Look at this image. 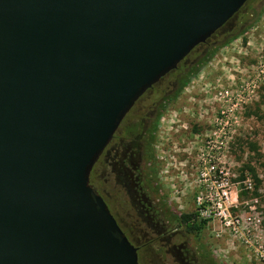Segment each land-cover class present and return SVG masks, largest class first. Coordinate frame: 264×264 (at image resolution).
I'll return each mask as SVG.
<instances>
[{
	"label": "water",
	"instance_id": "water-1",
	"mask_svg": "<svg viewBox=\"0 0 264 264\" xmlns=\"http://www.w3.org/2000/svg\"><path fill=\"white\" fill-rule=\"evenodd\" d=\"M247 1L0 0V264H139L91 167Z\"/></svg>",
	"mask_w": 264,
	"mask_h": 264
},
{
	"label": "rangeland",
	"instance_id": "rangeland-1",
	"mask_svg": "<svg viewBox=\"0 0 264 264\" xmlns=\"http://www.w3.org/2000/svg\"><path fill=\"white\" fill-rule=\"evenodd\" d=\"M263 4L264 0H251L242 15H235L220 28L211 44H219L225 36L242 30L251 21L254 10H259ZM205 51V46L199 47L185 64L194 63ZM253 85V94H248ZM173 88L175 76L168 75L136 104L118 129V138L95 159L89 173L90 186L104 199L128 240L139 247V264H184L188 258L186 264H201L197 252L202 249L212 264H264L255 259L253 247L244 237L250 231L258 242H264V13L242 36L216 51L209 63L202 66L180 91L177 99L167 106L158 123L153 143L154 167L158 173L155 187L159 188L155 198L176 216L186 214L197 223L205 222L203 229L193 235L182 227L170 226L166 221L163 231L159 232L158 223L150 228L152 226L148 224L149 227L133 211L129 198L118 183L117 171H114L119 168L117 158L124 149L137 150L139 135L134 136L139 133L138 125L146 121L161 97ZM221 88H230L233 92L241 90L246 103L237 108L235 118H230L227 125L218 126L222 107L227 104L217 96ZM129 126H133V132L126 136ZM228 130L229 133L223 136L222 133ZM213 131L221 137H215L212 144L213 151L224 155L219 166L235 174L232 183L239 182L236 184L239 210L248 215L247 204L251 199H257L256 212L260 222L256 226L243 224L238 234L219 220H203L197 210L196 197L203 191L197 179L198 158L200 151L205 149L206 136ZM134 160L137 164L138 159L134 157ZM248 167L255 170L261 181L257 191L254 188L247 191L243 187L245 176L255 187ZM239 210L233 211L232 216L239 214ZM165 230L169 237L163 235Z\"/></svg>",
	"mask_w": 264,
	"mask_h": 264
},
{
	"label": "built area",
	"instance_id": "built-area-1",
	"mask_svg": "<svg viewBox=\"0 0 264 264\" xmlns=\"http://www.w3.org/2000/svg\"><path fill=\"white\" fill-rule=\"evenodd\" d=\"M255 86L251 87L248 92L253 94ZM241 94V95H240ZM243 92H233L230 88H221L217 91V96L220 99L226 101V105H223L220 112V119L217 122L218 126L227 125L230 118H235V112L241 104L246 103L245 98L242 96ZM223 119H225L223 121ZM221 133V129H219ZM228 131H224L222 134L226 136ZM205 149L200 151L198 158L199 168L197 179L200 187L203 191L198 193L196 197V205L199 216L203 220H219L223 222L229 230H233L235 234L240 233V227L243 224H253L260 222L258 213L256 212L257 199L253 198L247 204L250 213L245 216V211L239 210L238 206V183H232L231 179L236 178L234 173H230V170L224 166H219L221 159L224 157L220 151H213V142L217 136V132L213 131L206 136ZM245 190H253V183L248 176H245L242 181ZM237 184V185H236ZM239 210V214L232 216V212ZM255 218H257L255 220ZM246 242L253 247V253L255 259L258 262L264 263V242H258L257 238H254V234L247 231Z\"/></svg>",
	"mask_w": 264,
	"mask_h": 264
},
{
	"label": "trees",
	"instance_id": "trees-1",
	"mask_svg": "<svg viewBox=\"0 0 264 264\" xmlns=\"http://www.w3.org/2000/svg\"><path fill=\"white\" fill-rule=\"evenodd\" d=\"M250 1L251 0H248L244 4V6L238 11V13L236 15H238V14L242 15L243 11L246 9V7L250 3ZM263 13H264V4L261 5L259 10H254V12L252 14L251 21L242 30L235 33L234 35L225 36V39L221 43L216 44V45H212L210 41L219 33V31H220V29H219L208 40H206L205 43L200 44L197 47H195L190 52V54L183 61H181L178 64L176 69H174L173 71H171L170 73H168L166 75V76H168V75L175 76V88H173L170 93L164 94L161 97L158 104L156 105L155 115H154L153 119L151 120V122L149 123L148 128L146 129V131L144 133H143L144 124L138 125V130H139L140 134L143 133L142 155L145 159V164L150 165L149 171L146 173V182H147L148 187L150 189H152L153 192L159 193V188L155 187L158 173L154 167L155 154H154V149H153V143L155 141V135H156V131H157V127H158V123H159V120L161 118V115L164 113L167 106L177 99L180 91H182L188 85V83L194 78V76L200 72L201 67L205 66L207 63H209V61L213 58V56L215 55L217 50L223 48L231 40H234V39L238 38L239 36H242L243 33L245 32V30L252 27L257 22L258 18L261 16V14H263ZM201 46L206 47L205 53L202 56H200L198 58V60H196L194 63H192L190 65L185 64V60L189 56L193 55L195 53L196 49H198ZM166 76H164V77H166ZM163 78H161L159 81H161ZM155 85L152 86L149 90H147L135 102V104L132 106V108L123 117V119L120 122L117 130L121 127V125L125 121V119H126L125 117H128L131 114V112L133 111L136 104L138 102H140V100H142V98L145 97V95L147 94L148 91L154 89ZM248 170L251 173V175L255 181L254 191H257L261 181L257 178V175H256L255 170L253 168L248 167ZM163 207H164V209H162V211H163V214L165 217L164 219H165L166 223H168L170 226H175V228L182 227L186 233L191 234V235L196 234V232H199L205 226V222H203V221L197 223L196 221H194V219L191 218V216L186 215V214L176 216V214L170 208L166 207L165 205ZM197 255L200 259L201 264H212L211 261H208L209 259H208V256L205 254L204 249L198 251Z\"/></svg>",
	"mask_w": 264,
	"mask_h": 264
},
{
	"label": "flooded vegetation",
	"instance_id": "flooded-vegetation-1",
	"mask_svg": "<svg viewBox=\"0 0 264 264\" xmlns=\"http://www.w3.org/2000/svg\"><path fill=\"white\" fill-rule=\"evenodd\" d=\"M154 115H155V111L145 119L146 121L143 123L144 124L143 133L148 128V125L153 119ZM117 131L118 130L115 131L114 135L112 136L110 141L107 143L105 148L100 152V154H102L106 150V148L109 146V144L113 140L118 138ZM132 132H133V126H129L126 129L125 134L126 136L132 135ZM143 133L140 134L139 132L136 136H134L136 138L139 135L138 136L139 146L137 150L136 149L129 150L128 148H126L124 149V151H122L121 156L117 158V165H119V168L114 171H117L116 174L118 176V183L123 188L122 190L125 192L127 198H129V202L133 208V211L138 213L140 218H142L143 222H146L147 225L150 224L152 226L150 227L148 225L150 228H154L153 226L155 225V223H158V226H159L158 230L160 232L161 230L163 231L164 229L163 223L165 221L164 219L165 217L162 211L164 207L159 202V200L155 198L159 193L153 192V190L148 187L147 182H146V173L149 171L150 165L145 164V159L142 155ZM135 138L133 140H136ZM134 157L138 159L137 164H135L136 160L133 161ZM90 187L92 188V186ZM147 205L149 207L146 210ZM163 235L166 237L170 236L169 232L166 230L163 232ZM136 248H137V253H138V261H139V247H136ZM187 260H189V258L186 259V262ZM186 262L184 264H186Z\"/></svg>",
	"mask_w": 264,
	"mask_h": 264
}]
</instances>
